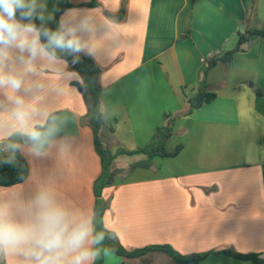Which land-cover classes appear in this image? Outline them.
<instances>
[{"label": "crops", "instance_id": "obj_1", "mask_svg": "<svg viewBox=\"0 0 264 264\" xmlns=\"http://www.w3.org/2000/svg\"><path fill=\"white\" fill-rule=\"evenodd\" d=\"M59 17L69 27L87 22L84 55L99 67L103 129L110 148L134 149L149 142L166 112L175 115L169 150L151 167L118 174L102 190L107 207L103 222L128 249L169 244L183 254L208 252L199 264H259L224 252L260 253L264 258V37L253 34L228 62L207 70L216 97L191 114L187 96L196 93L207 62L234 48L239 32L264 28V0H70ZM58 0H36L44 22L57 12ZM122 16H118L121 9ZM57 53H62L56 50ZM59 57L37 59L26 76V99L45 124L61 111L73 112L77 134H59L39 156L25 141L28 177L0 186V207L24 215L40 193L48 194L78 219H93L94 182L101 172L92 129L81 122L87 111L75 86L79 75ZM5 93L0 92V101ZM6 119L8 117H5ZM132 162L143 153L120 154ZM95 250V245H91ZM162 262H149L155 255ZM20 257L0 256V264H19ZM94 261L91 262L93 264ZM101 264H178L161 251L124 258L105 251Z\"/></svg>", "mask_w": 264, "mask_h": 264}, {"label": "clouds", "instance_id": "obj_2", "mask_svg": "<svg viewBox=\"0 0 264 264\" xmlns=\"http://www.w3.org/2000/svg\"><path fill=\"white\" fill-rule=\"evenodd\" d=\"M36 0H0V164L14 166L15 153L27 141L39 156L61 131L59 117L45 124L36 122L38 109L25 97L31 92L26 76L37 59L57 61L56 50H85L82 36L86 20L77 27L62 19L56 30L37 28ZM5 117H8L7 119ZM102 235L92 236L89 222L56 203L48 194L36 196L32 210L24 215L0 207V256L20 257L19 264H91L98 253L91 245Z\"/></svg>", "mask_w": 264, "mask_h": 264}, {"label": "trees", "instance_id": "obj_3", "mask_svg": "<svg viewBox=\"0 0 264 264\" xmlns=\"http://www.w3.org/2000/svg\"><path fill=\"white\" fill-rule=\"evenodd\" d=\"M87 4L93 5L94 3L89 2ZM72 5L73 3L70 0H58L57 12L51 21L44 22L43 20L36 18L33 22L37 28L56 30L59 28V17L61 13ZM123 13L124 9L122 8L118 16H122ZM37 17H39L38 14ZM253 34L264 37V28L252 27L247 29L245 32H239V38L234 48L226 51L222 55L213 56L208 60L203 79L201 80L196 93L187 96L188 108L182 114H191L195 109L216 97V93L211 90V85L207 82L206 74L208 68L213 66L218 60H223L225 62L230 61L233 54L241 50L242 44ZM56 54L65 58L69 63H71L72 68L81 73L84 80L83 91H85V87L89 91V95L86 96L87 111L82 117L81 122L88 125L92 129L94 144L101 161V172L94 182V192L97 199L93 224L95 236H103V240L99 244H95V251L98 255L93 264H101L103 262L105 251L116 253L124 258H136L144 256L149 252L161 251L168 254L178 264H199V262L207 256L209 251L183 254L169 244L128 249L112 235L111 231L106 228L103 222V212L107 207V203L101 197L102 190L114 182L116 175L123 172L126 175L137 167H151L153 165V159L157 156H175L179 153L181 146H177L172 150H169L166 147L167 141L174 134L177 115L171 112H166L163 124L156 128L152 138L146 144L137 146L134 149L118 147L115 151H113L108 144L104 143L101 135V132L106 127V123L101 109L102 87L98 80L100 71L99 67L91 58L84 55H75V53L69 54L66 52L59 54L57 51ZM138 153H143L146 157L132 162L126 170L116 168L114 166V160L118 155H133ZM10 155H12V153L7 150L0 153V157H8ZM14 155V166L0 164V186H10L20 183L29 175L30 166L28 159L21 153L20 150H18ZM224 252L235 258L252 260L256 263L264 264V258L261 257L260 253H243L233 249H225Z\"/></svg>", "mask_w": 264, "mask_h": 264}, {"label": "rangeland", "instance_id": "obj_4", "mask_svg": "<svg viewBox=\"0 0 264 264\" xmlns=\"http://www.w3.org/2000/svg\"><path fill=\"white\" fill-rule=\"evenodd\" d=\"M91 2L94 3L93 5H96V4H97V0H91ZM75 55H77V54L75 53ZM71 70H72L76 75H79V79L76 80V82H75V86L77 87V89H78V90L80 91V93L82 94L83 99H84L85 104H86V96L89 95V91L87 90L86 87H85V91H83V85H84L83 77H82L81 73H80L78 70H76V69H74V68H72V67H71ZM101 135H102V138H103V140H104V143L109 145V141L107 140V138H106V136H105V132H104V130L101 132ZM121 158H122V161L120 160V163L118 162V164H124V163H127L128 161H129L128 163H130V162L132 163V159H133V158L130 157V156H124V157H121ZM133 162H134V161H133ZM131 163H130V164H131ZM130 164H129V165H130ZM129 165H127L126 168H128ZM126 168H124V169L126 170ZM120 174L123 176L124 172H123V173H120ZM166 256H167V255H165V254L158 253L157 255L154 256V258H152V260L150 259V260H146V261L154 262V263L162 262V261H164V260L167 258Z\"/></svg>", "mask_w": 264, "mask_h": 264}, {"label": "water", "instance_id": "obj_5", "mask_svg": "<svg viewBox=\"0 0 264 264\" xmlns=\"http://www.w3.org/2000/svg\"><path fill=\"white\" fill-rule=\"evenodd\" d=\"M59 117L61 124V131L59 134H77L79 131L78 119L76 115L69 111H61L53 114L51 117ZM58 134V135H59Z\"/></svg>", "mask_w": 264, "mask_h": 264}, {"label": "built area", "instance_id": "obj_6", "mask_svg": "<svg viewBox=\"0 0 264 264\" xmlns=\"http://www.w3.org/2000/svg\"><path fill=\"white\" fill-rule=\"evenodd\" d=\"M5 151V150H4ZM4 151H0V153L4 152Z\"/></svg>", "mask_w": 264, "mask_h": 264}]
</instances>
